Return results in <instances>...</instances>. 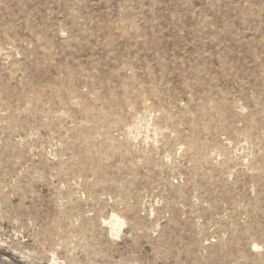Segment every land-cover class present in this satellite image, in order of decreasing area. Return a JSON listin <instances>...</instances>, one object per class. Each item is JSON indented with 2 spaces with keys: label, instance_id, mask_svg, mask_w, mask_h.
Returning <instances> with one entry per match:
<instances>
[{
  "label": "rangeland",
  "instance_id": "374dc122",
  "mask_svg": "<svg viewBox=\"0 0 264 264\" xmlns=\"http://www.w3.org/2000/svg\"><path fill=\"white\" fill-rule=\"evenodd\" d=\"M0 264H264V0H0Z\"/></svg>",
  "mask_w": 264,
  "mask_h": 264
},
{
  "label": "bare ground",
  "instance_id": "6f19581e",
  "mask_svg": "<svg viewBox=\"0 0 264 264\" xmlns=\"http://www.w3.org/2000/svg\"><path fill=\"white\" fill-rule=\"evenodd\" d=\"M105 223H107V225H109L110 226V228H111V232L114 234H118V232H119V230H120V226L122 225V223H123V221L118 217V216H116V215H113L112 217H111V220L109 221V222H105ZM123 226V225H122ZM121 226V227H122ZM112 234V235H113Z\"/></svg>",
  "mask_w": 264,
  "mask_h": 264
}]
</instances>
